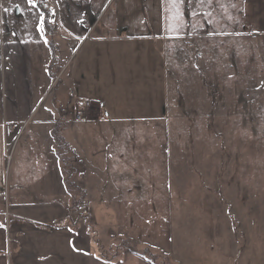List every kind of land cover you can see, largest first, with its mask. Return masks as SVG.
I'll return each instance as SVG.
<instances>
[{"label":"crops","instance_id":"crops-1","mask_svg":"<svg viewBox=\"0 0 264 264\" xmlns=\"http://www.w3.org/2000/svg\"><path fill=\"white\" fill-rule=\"evenodd\" d=\"M112 1L115 24L95 27ZM190 1L188 8L174 10L170 25L164 0H108L97 11L92 3L83 10L52 0L57 23L38 0H21L18 21L9 14L8 28L0 25V264H123L119 245L78 210L85 205L94 214L107 213L109 207L95 194L79 198L81 186L70 184L105 178L110 163L98 165L90 155L132 151L131 137L141 125L158 120L157 112L165 117V40L187 41L199 28L218 23L226 38L264 35V0ZM258 67L253 64V71ZM54 84L60 87L56 95ZM74 91L99 104L91 119H76ZM69 101L75 113H69ZM72 135L77 150L69 143ZM81 152L89 153L85 161ZM238 183L239 196L248 202L239 213L237 264H264V175Z\"/></svg>","mask_w":264,"mask_h":264},{"label":"rangeland","instance_id":"rangeland-1","mask_svg":"<svg viewBox=\"0 0 264 264\" xmlns=\"http://www.w3.org/2000/svg\"><path fill=\"white\" fill-rule=\"evenodd\" d=\"M20 1L0 0L5 30L9 14L18 21ZM59 1L61 6L84 5L83 10L92 3L97 11L108 0ZM164 3L172 25L174 10L188 8L191 1ZM116 6L110 3L95 27L115 24L110 18ZM198 13L202 22L205 16L202 10ZM215 26L221 24L199 28L187 41L165 40V117L157 112L158 120L144 123L131 137L141 149L94 152L90 156L98 165L110 163L106 177L87 178L92 183L84 186L70 184L71 189L81 186L79 198L95 194L109 207L107 213L90 210L92 215L84 217L96 219L105 239L119 245L123 264H223L225 259L224 264H237L239 213L243 215L248 202L238 194L239 184L243 186L238 180L264 175V35L245 32L231 39ZM177 45L183 49L180 54ZM256 63L260 67L253 71ZM53 88L56 95L60 87ZM74 95L79 105L83 98ZM99 109L93 102L91 118ZM75 112L70 103L69 113ZM69 143L77 150L74 135ZM86 154L80 155L84 159Z\"/></svg>","mask_w":264,"mask_h":264},{"label":"built area","instance_id":"built-area-1","mask_svg":"<svg viewBox=\"0 0 264 264\" xmlns=\"http://www.w3.org/2000/svg\"><path fill=\"white\" fill-rule=\"evenodd\" d=\"M52 0H38V7L41 11L45 12L55 23H57L58 17H59V11L51 5ZM93 102L95 101H90V100H85L81 99L78 101V104L80 106L79 112L76 115V119L79 121H86L91 119V109L93 106ZM10 126H14V124H10ZM79 213L82 216H91L92 213L90 209L82 205L78 208ZM73 210L69 209V214L72 213Z\"/></svg>","mask_w":264,"mask_h":264},{"label":"snow or ice","instance_id":"snow-or-ice-1","mask_svg":"<svg viewBox=\"0 0 264 264\" xmlns=\"http://www.w3.org/2000/svg\"><path fill=\"white\" fill-rule=\"evenodd\" d=\"M29 2H31V0H29Z\"/></svg>","mask_w":264,"mask_h":264}]
</instances>
